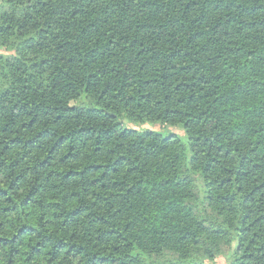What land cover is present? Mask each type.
<instances>
[{"label":"trees","instance_id":"obj_1","mask_svg":"<svg viewBox=\"0 0 264 264\" xmlns=\"http://www.w3.org/2000/svg\"><path fill=\"white\" fill-rule=\"evenodd\" d=\"M219 259L264 264V0H0V264Z\"/></svg>","mask_w":264,"mask_h":264},{"label":"rangeland","instance_id":"obj_2","mask_svg":"<svg viewBox=\"0 0 264 264\" xmlns=\"http://www.w3.org/2000/svg\"><path fill=\"white\" fill-rule=\"evenodd\" d=\"M145 129H154V130H162V127L161 126H144ZM218 264H227V261L225 259H219Z\"/></svg>","mask_w":264,"mask_h":264}]
</instances>
